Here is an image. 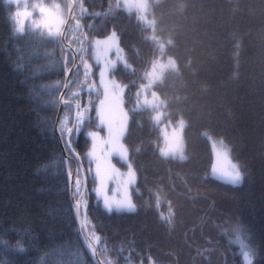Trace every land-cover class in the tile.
<instances>
[{
	"label": "trees",
	"instance_id": "16d2710c",
	"mask_svg": "<svg viewBox=\"0 0 264 264\" xmlns=\"http://www.w3.org/2000/svg\"><path fill=\"white\" fill-rule=\"evenodd\" d=\"M50 1L63 8L64 24L66 0ZM20 8L0 0V264H96L73 207L71 223L66 215L70 180L55 131L73 55L60 31L16 33ZM112 31L125 60L113 74L126 85L124 142L136 172V211L109 213L86 179L81 215L90 236L99 237L93 242L101 261L246 264L244 253L251 251L252 264H264V0L151 1L145 16L118 0H75L66 42L78 66L58 124L64 121V140L73 114L87 104L93 112L98 97L85 89L82 58L93 38ZM168 56L176 67L154 88L166 109L185 119L183 158L160 154L153 110L135 107L133 97L153 62ZM73 135L72 155L66 152L75 181L85 170L88 140ZM207 135L232 150L242 170L239 185L211 175Z\"/></svg>",
	"mask_w": 264,
	"mask_h": 264
},
{
	"label": "rangeland",
	"instance_id": "374dc122",
	"mask_svg": "<svg viewBox=\"0 0 264 264\" xmlns=\"http://www.w3.org/2000/svg\"><path fill=\"white\" fill-rule=\"evenodd\" d=\"M12 1L20 2L22 6L18 13L25 18L24 30L42 29L50 37L58 35L64 15L63 8L59 7L57 2L50 0ZM151 1L157 2L159 0H118L121 7L126 11L135 10L143 16L149 11ZM41 8L45 9L44 13L40 11ZM167 59L158 58L153 62L151 69L146 72L147 80L134 89L133 97L136 100L135 107L142 104L153 110V117L162 138L160 154L164 157L183 158L185 156L183 140L185 119L182 116L174 117L166 109V102L154 88L156 82L161 81L166 72H170L169 70L176 67L174 58L168 56ZM82 63L85 70L83 71L85 89L98 93L93 112L89 111L90 104L85 107L80 106V110L76 114L77 122L73 135V137H77L79 133H82L88 140L84 159L86 179L91 180L93 193L104 209L105 197L109 200H121L126 194L134 205L132 196L136 172L129 160L128 149L124 142L128 123V110L124 102L127 97L126 85L112 74L114 68L125 64L117 34L111 32L104 37L93 39L89 57L82 58ZM207 137L213 153L211 175L228 182L227 174L231 171L233 164L242 174L241 166L234 158L230 147L221 138L211 135H207ZM177 146H179V151H173ZM94 147L102 150L103 156L99 152H97V156L101 159L106 158L119 174L117 180L105 181L103 187L100 178L96 175L95 160L89 155ZM84 175L80 180L81 192ZM124 179L131 180L127 188L123 184ZM84 204H86L85 200ZM91 233L92 241L96 242L98 235L93 231Z\"/></svg>",
	"mask_w": 264,
	"mask_h": 264
},
{
	"label": "snow or ice",
	"instance_id": "6c2138e0",
	"mask_svg": "<svg viewBox=\"0 0 264 264\" xmlns=\"http://www.w3.org/2000/svg\"><path fill=\"white\" fill-rule=\"evenodd\" d=\"M40 11L42 13H44L45 9L41 8ZM17 17L18 18H15V25H16L15 32L19 33V34H23L24 33V25L26 22L25 18L20 13H17ZM76 131L78 133V129ZM71 132H72V130H69L68 139L64 141V147L68 150L69 156L72 155ZM64 133H65V124H64V121H61L59 134L61 135V137H63ZM97 152H99L101 154V156H103L102 150L97 149L95 147L89 153V155L92 156L93 159L95 160L96 175H97V177L100 178L101 186L103 187L105 181L117 180L119 178V174H118V172H116L114 170V168L111 166V164L108 163V160L106 158L101 159L99 156H97ZM71 175L72 174L69 173L70 178H71ZM227 175L229 177L228 182L233 184V185H239L242 181V178H243L241 172L238 170L237 166L234 164L231 165V171ZM130 183H131V180H129V179L123 180V184L125 185L126 188ZM79 193H80V179H79V175H77L76 182H75V191L72 192V196L75 197ZM103 203H104L105 209L109 213H111L113 210H115L116 212H121V211L135 212L136 211L134 205L131 203L127 194L121 200H109L108 198L105 197ZM80 206H81V201L77 200L76 204L74 205L77 217H79V215H80ZM72 207L73 206L70 205L69 209L66 212L69 223H71V219H72V217H71ZM86 222H87V218L85 217V220L81 223V229H83L84 224ZM96 239L98 241L99 237H97ZM88 247L93 248L94 246H93V244L89 243ZM23 250H24L23 248L19 249V251H21V252ZM251 256H252L251 251H247L244 253L246 264H252Z\"/></svg>",
	"mask_w": 264,
	"mask_h": 264
},
{
	"label": "water",
	"instance_id": "95a60500",
	"mask_svg": "<svg viewBox=\"0 0 264 264\" xmlns=\"http://www.w3.org/2000/svg\"><path fill=\"white\" fill-rule=\"evenodd\" d=\"M66 1H67V4H68V14H67L66 21H65V23L63 25V28H62V31H61V34H60L61 42H62V44L64 46H67V43L65 41V35H66L69 27L71 26L73 18H74V0H66ZM75 62H76V57H75ZM71 72H72V68L68 70V72L66 74V78H65V82H64L63 88H62V90L60 92V96H59L60 105H59V108H58L57 118H56V122H55V129H56V132L59 135V140H60V144H61V148H62L63 154L65 156L66 169H67L68 174L70 173V170H69V167L67 165V156H66V153H65L63 140H62V138H61V136L59 134V131H58V121H59L60 113L62 112V107L65 104L64 95H65V93H66V91H67V89L69 88V85H70ZM75 120H76V114H74L73 126L75 124ZM73 126L71 128H73ZM69 180H70L69 194H70V199H71L72 205H73L74 216H75L76 221H77L78 226H79L80 239H81L84 247L86 248V250L90 254V256L94 259L95 263L96 264H103V262L101 261L99 255H98V252L96 250L95 244L91 241V238H90V236H89V234L87 232L85 224H84L83 229H81V223L83 222L82 216H81V206H80V215H79V217H77L76 211H75V208H74V205L76 204V201L80 200V196L78 198H75V197L72 196V192L74 191V177H73V174L71 175V178L69 177ZM83 193H84V191L82 190L81 194H83ZM89 243L93 244L94 247L93 248H89L88 247Z\"/></svg>",
	"mask_w": 264,
	"mask_h": 264
},
{
	"label": "clouds",
	"instance_id": "9594fccd",
	"mask_svg": "<svg viewBox=\"0 0 264 264\" xmlns=\"http://www.w3.org/2000/svg\"><path fill=\"white\" fill-rule=\"evenodd\" d=\"M141 7H143L142 4H141ZM173 151H179V146H177L176 148H174Z\"/></svg>",
	"mask_w": 264,
	"mask_h": 264
},
{
	"label": "bare ground",
	"instance_id": "6f19581e",
	"mask_svg": "<svg viewBox=\"0 0 264 264\" xmlns=\"http://www.w3.org/2000/svg\"><path fill=\"white\" fill-rule=\"evenodd\" d=\"M69 86H70V85H69ZM68 89H69V88H68ZM68 89H67V91H68ZM67 91H66V93H67ZM66 93H65V94H66ZM64 105H65V104H64ZM64 105H63V106H64ZM74 114H77V111H76ZM86 229H87V227H86ZM87 232H88V230H87ZM88 234H89V232H88ZM89 236H90V234H89Z\"/></svg>",
	"mask_w": 264,
	"mask_h": 264
}]
</instances>
